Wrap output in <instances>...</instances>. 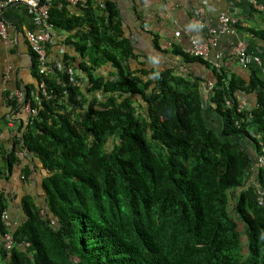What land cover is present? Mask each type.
<instances>
[{
  "label": "trees",
  "instance_id": "16d2710c",
  "mask_svg": "<svg viewBox=\"0 0 264 264\" xmlns=\"http://www.w3.org/2000/svg\"><path fill=\"white\" fill-rule=\"evenodd\" d=\"M105 5V17L87 12L92 28L77 35L83 78L66 57L42 64L30 49L37 85L15 90L38 115L14 135L23 106L9 99L15 90L5 94L11 113L0 131L13 141L5 137L0 158L28 180L38 173L43 195H23L26 220L14 228L0 190V264H264V79L182 52L214 77L132 66L139 55ZM57 9L56 30L80 23L62 25ZM236 29L245 32L241 22Z\"/></svg>",
  "mask_w": 264,
  "mask_h": 264
},
{
  "label": "crops",
  "instance_id": "0c3cea01",
  "mask_svg": "<svg viewBox=\"0 0 264 264\" xmlns=\"http://www.w3.org/2000/svg\"><path fill=\"white\" fill-rule=\"evenodd\" d=\"M60 2L61 0H58L55 5L58 7L57 18L60 23L64 26L70 21L80 23H74V27L71 25L70 31H65L64 27L56 30L53 41L48 47L49 60L55 62L64 60L66 57L82 78L84 74L80 66L88 58H84L76 49L77 35L92 28V21H86L87 12L94 9L93 16L91 15L94 19L97 18L96 10L98 9L105 17L107 15L105 4L109 2L118 13L124 36L132 41L139 55L138 62H133L132 66H139L140 64L137 63L142 61L148 67L158 70L176 68L178 73L187 77L196 75L212 79L214 73L211 69L199 62L185 60L175 53L183 54L193 41L205 43L210 36L209 31L218 26L220 16L229 12L240 18L245 32L222 35L218 42L219 51L228 58L236 43L244 42L249 53L261 59L260 65H254L251 68L257 70L259 77L264 79V0H89L85 5L66 4L64 8H61ZM198 11H202L200 14L202 27L194 21ZM4 19L12 42L10 44L0 42V119L11 113L5 100L6 92L18 87L37 85V79L32 71L31 51L25 40L26 32L36 30L33 13L25 6H14L4 12ZM178 33L179 36H177ZM231 66L236 72L245 76L250 75L235 64ZM210 84L214 85L212 81L208 82V86ZM207 115L211 124L213 126L216 124L218 127L220 118L212 114L210 110ZM19 121L21 122L17 121V125L13 120L10 124L13 135L18 133L22 122L26 125L24 112ZM5 137L6 140L9 137V141H13V137L6 134V136L3 135L1 144L5 142ZM10 142H8L9 146H11ZM247 147L252 151L250 145ZM27 163L33 170L36 167L41 169L37 160L27 161ZM0 177V190L11 199L7 215L11 226L16 228L26 220L20 202L23 195L37 196L38 203H41L43 190L40 186L37 187L33 180L35 177L40 181V175L34 172L33 178L31 176L28 180L17 166L10 171L0 158Z\"/></svg>",
  "mask_w": 264,
  "mask_h": 264
},
{
  "label": "built area",
  "instance_id": "2783aa9c",
  "mask_svg": "<svg viewBox=\"0 0 264 264\" xmlns=\"http://www.w3.org/2000/svg\"><path fill=\"white\" fill-rule=\"evenodd\" d=\"M58 0H0V42L5 44H10L12 42L11 35L9 33L8 25L4 19V12L14 6H25L30 9L33 13V21L36 27L35 31H29L25 33V39L31 51L37 56L42 64L48 63V47L53 41L56 29L55 24L52 20V11L55 7V4ZM68 5L79 6L85 5L89 0H62ZM238 1V0H232ZM202 11H198L194 21L195 23L202 27L203 23L200 19V14ZM240 18L232 13L226 12L223 13L219 18V24L216 28L209 31V37L205 43H199L193 41L191 46L184 51L185 55L194 58H200L208 61L216 69H220L223 66H226L229 61L237 62L244 69H250L254 65H260L261 59L259 57H254L249 53L247 45L238 41L233 48V52L228 58L222 54L218 49L219 38L222 35L226 34H236L237 25L240 23ZM179 36V33L178 35ZM171 46V43L169 44ZM57 67L61 68L62 66L57 63ZM51 67H45L41 69V73L49 71ZM54 72V71H51ZM72 78L74 75L72 74ZM76 84V81L73 82ZM211 88V84L208 86ZM41 89L43 95L48 96L47 85L43 82L41 84ZM10 100H17L19 104L23 106V112L27 116V122L31 123L32 120L38 115V110L32 106V102L27 100L26 93L22 90H15L9 94ZM229 105V101L227 102ZM11 124V121H10ZM3 139V134L0 131V144ZM258 164L261 167H264V157L258 159ZM2 219L5 222L6 226L11 227L9 217L6 213L2 215ZM4 247L8 250H11L15 245V241L12 235H5L3 237ZM30 243L19 244V247L28 248Z\"/></svg>",
  "mask_w": 264,
  "mask_h": 264
},
{
  "label": "rangeland",
  "instance_id": "374dc122",
  "mask_svg": "<svg viewBox=\"0 0 264 264\" xmlns=\"http://www.w3.org/2000/svg\"><path fill=\"white\" fill-rule=\"evenodd\" d=\"M215 126H217V125L215 124ZM218 127H219V124H218Z\"/></svg>",
  "mask_w": 264,
  "mask_h": 264
},
{
  "label": "clouds",
  "instance_id": "9594fccd",
  "mask_svg": "<svg viewBox=\"0 0 264 264\" xmlns=\"http://www.w3.org/2000/svg\"><path fill=\"white\" fill-rule=\"evenodd\" d=\"M241 22V21H240ZM30 247V246H29Z\"/></svg>",
  "mask_w": 264,
  "mask_h": 264
},
{
  "label": "snow or ice",
  "instance_id": "6c2138e0",
  "mask_svg": "<svg viewBox=\"0 0 264 264\" xmlns=\"http://www.w3.org/2000/svg\"><path fill=\"white\" fill-rule=\"evenodd\" d=\"M30 2H31V0H30Z\"/></svg>",
  "mask_w": 264,
  "mask_h": 264
}]
</instances>
